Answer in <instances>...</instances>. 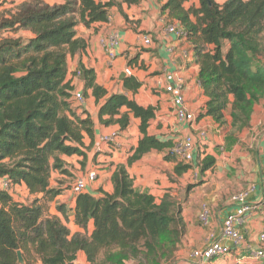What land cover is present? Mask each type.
Here are the masks:
<instances>
[{"label": "trees", "instance_id": "1", "mask_svg": "<svg viewBox=\"0 0 264 264\" xmlns=\"http://www.w3.org/2000/svg\"><path fill=\"white\" fill-rule=\"evenodd\" d=\"M162 1L161 12L181 24L182 38L201 64L198 79L207 100L198 118L210 116L222 127L230 117L235 133L243 132L264 98V0H199L188 9L183 4L190 0ZM6 2L0 0V6ZM18 6L10 19L0 22V30L25 32L0 40V178L11 186L24 183L34 199L18 202L0 188V264H20L18 251L25 264H81V252L87 264L171 263L186 235L183 211L169 193L158 199L136 188L129 168L153 150L176 161L178 176L189 167L171 155L172 139L149 132L156 107L125 94L101 101L108 91L97 83L93 68L81 66L77 73L84 76L85 88L92 89L100 123H118L124 130L134 116L140 119L142 136L127 162L114 170L112 192L76 196L74 221L83 232H71L64 203L58 208L65 222L49 214V204L65 192L60 185L51 186L52 172L71 175L62 155H79L85 163L94 143V121L75 102L67 81L69 58L86 48L77 27L109 22L111 9L121 2L32 0ZM124 85L137 92L141 83L129 76ZM123 107L128 111L122 112ZM86 135L92 140L89 146ZM203 154L198 156L200 171L214 169L216 158Z\"/></svg>", "mask_w": 264, "mask_h": 264}, {"label": "crops", "instance_id": "2", "mask_svg": "<svg viewBox=\"0 0 264 264\" xmlns=\"http://www.w3.org/2000/svg\"><path fill=\"white\" fill-rule=\"evenodd\" d=\"M117 1L121 2V7L114 6L111 9L109 22H96L92 24L91 27H86L81 24L77 27V36L85 40L86 48L78 51L74 56H71L68 64L67 81H70L73 86L74 94L78 92L84 94L85 101L81 105V108L86 109L90 113L95 124L94 143L92 148L88 151V158L86 161L87 168H89V170L97 168L100 173L99 178L91 184L88 190V193L94 196H99L102 190L107 192L113 191V183L111 180L112 174L119 164L127 162L128 157L133 153V151L130 152V150L137 146L142 133L139 128L140 119L134 116H131L130 125L124 130L121 129L118 123L107 126L100 123L99 106L96 103L92 89L85 88L84 76L77 73V70H79L81 66L93 68L96 71V81L98 84L107 89V96L110 97L113 94H125L129 98L134 99L140 105L155 106V117L150 121L149 132L151 134H155L159 138L163 139L164 135H170L172 133V137H174L176 133L183 135L191 134L194 136V134L202 132L207 126L208 128L213 127L215 129H218L219 127L224 130L225 126H227H219L210 116L200 119L198 118V115L203 110L202 108L207 100V98L203 95L198 79L201 64L196 60L193 50L191 49V44L185 39V37L182 38L175 32L168 30V25L176 21L169 19L167 13L161 12L160 8L163 1L141 0L138 4L130 5L122 0ZM217 1L219 3L224 2V0ZM15 4H18L16 0H8V2L4 5L12 6ZM4 5L0 7H3ZM183 5L186 9L191 6H198L199 0H190L185 2ZM113 31H118L121 34L122 42L118 49L119 57L117 59V64L114 68H110L101 48L99 35L103 32ZM21 34H23L22 31ZM21 34L19 33L17 36H20ZM145 34H149L151 36L152 42L150 44L142 42L141 38ZM131 59H134L132 60V63ZM262 61L264 63V56L262 57ZM165 67L176 72L183 78L186 105L190 111L196 115V120L194 122H187L184 120L179 121L174 116L172 98L164 91L163 85L160 83L161 73L164 71ZM126 68H130L133 71L131 76L137 78V80L141 83L137 92L127 89L124 85V79L129 77L125 73ZM107 98H103L101 101H106ZM82 109H80L79 112ZM254 109L256 112L260 111L262 113V118H264V98L255 106ZM121 111H128V108L123 107ZM256 112L252 115L251 125L249 128H252L251 126H255L256 124L258 125L262 121L261 118H257L255 116ZM231 122L232 119L228 117V125L231 129H233ZM247 129L241 133H244ZM218 131L220 130L218 129ZM111 134H116L115 144H103L101 149H99L100 136ZM84 141L87 146L92 143V140L88 135H86ZM131 141H133V143L131 146H128V143ZM227 142L229 144L230 140ZM204 150H206V154L211 153L217 156L216 167L214 169L201 172L198 159L200 153L198 152V149L196 150L195 160L192 162L191 166L196 167L198 170L197 172H200L201 175H208L210 171L217 169L222 159L219 158L220 156L217 154L216 150L211 147L205 148ZM206 154H203V157H205ZM223 154V159L225 158L228 165L233 167L234 164L231 162L230 152ZM163 156V153L161 156L158 151L153 150L140 160L136 161L129 168V172L134 179L135 187L141 191L150 192L158 199L162 198L166 193H169L177 186L170 182L168 177L169 175L172 177V174L175 173V166L177 163L176 161H167L163 158ZM262 158L263 154L261 150L258 171L255 179L258 189L249 196V201L255 202L263 197L261 182ZM62 159L66 162V168L73 174L81 168L80 162L82 157L79 155H62ZM79 174L80 175H77V177L84 175L83 173ZM195 176L196 180H198L199 175L195 174ZM66 178L67 176L59 170L52 172L50 180L51 186L60 185L65 189V192L60 194L50 203L51 206L49 208V213L51 215L61 217L65 222V215L58 208L59 204L64 203L66 216L68 217V221L66 222L71 232H83L84 229L75 224L74 221L76 197L71 191V186L69 189L65 187L66 185L60 184V181L63 182ZM6 179L7 178L4 177L0 178L1 189L2 183ZM201 179L203 180V178ZM19 188L25 189L26 195L30 196V198L34 197L30 194L24 183L12 186V190H18ZM213 194H202V192L198 189L195 194H191V200L192 202L205 200L214 204L216 202V194ZM11 195L15 201L24 202L23 197L20 198L17 195ZM192 195L194 197L193 199ZM199 197L200 199H198ZM231 211H233V206L230 200V204L222 209L220 215L217 216L215 224L217 232L221 229L222 219ZM198 213L199 210L197 211V216ZM189 220L191 221L192 218ZM92 229L93 223L91 222L89 230L92 231ZM263 229L264 204H262L260 209L254 211L250 216L249 230L247 233L248 238L253 240L257 239L258 233ZM206 230L207 229H199L197 236L205 234ZM83 259L86 261L85 254L81 252L78 255V262L82 263ZM212 264L235 263L233 261L227 262L222 259H217L214 260Z\"/></svg>", "mask_w": 264, "mask_h": 264}, {"label": "built area", "instance_id": "3", "mask_svg": "<svg viewBox=\"0 0 264 264\" xmlns=\"http://www.w3.org/2000/svg\"><path fill=\"white\" fill-rule=\"evenodd\" d=\"M168 30L175 32L178 36L185 35L180 23L172 22L168 25ZM142 42L150 44L152 38L149 34L142 36ZM99 42L107 64L114 68L119 57V46L122 42L121 34L118 31L103 32L99 35ZM126 75L131 76L133 71L126 68ZM80 75V72H79ZM160 83L163 89L172 98V107L174 116L179 121L194 122L196 115L190 111L186 105L184 94L183 78L176 72L165 67L161 73ZM77 104L82 105L85 101L83 93L78 92L74 95ZM99 149L103 144L114 145L116 134L102 135L99 138ZM198 142L191 134H186L175 144L170 153L178 161L191 165L195 160ZM261 162V182L263 197L258 201H249V196L256 192L258 186L256 183L250 184L247 190L239 191L231 197L233 211L227 213L221 221V229L216 230L215 212L209 201H202L198 213L200 225L207 229L206 237L202 245L193 247L188 257L177 260L174 264H212L214 260L222 259L227 262L233 261L235 264H264V229L257 235V239L248 238L249 219L251 214L260 209L264 204V141L262 147ZM200 173V172H199ZM198 174V172L196 173ZM98 179L95 169H91L83 176L76 177L71 183V191L75 197L89 190L91 184ZM12 186L8 179L2 183V190L10 193Z\"/></svg>", "mask_w": 264, "mask_h": 264}, {"label": "rangeland", "instance_id": "4", "mask_svg": "<svg viewBox=\"0 0 264 264\" xmlns=\"http://www.w3.org/2000/svg\"><path fill=\"white\" fill-rule=\"evenodd\" d=\"M22 1L25 2L32 0H16L18 4L12 6L4 5L3 7H0V22L10 19L11 16L17 12L19 7L18 5ZM46 1L53 3L60 0ZM19 33L21 34V31L14 32L9 29H2L0 30V39L8 35L17 36ZM21 36H25V32H23ZM255 112L256 111L254 109V113ZM255 116L262 119V124L259 123L258 125L256 124L255 126H251L252 128H248L244 133H235V131L231 129L227 123L225 130L218 127L220 130L218 131V129L213 127L208 128L207 126L202 131L203 133L198 132L194 134L197 142L199 143V153L206 154V150L204 149L211 147L216 150L217 154H219V158H221L222 161L219 163L216 170L210 171L208 175H201L198 173L199 178L196 180L195 174L198 171L197 168L183 163V165L188 166L189 168L181 176H178L175 173L172 174V177L171 175L168 176L170 182L177 185L175 189H172L169 192V194L172 199L180 205L187 225L186 235L180 244L176 258L169 264H174L177 260L188 257L191 249L202 245L204 238L206 237V232L203 235L197 236L199 229H205L200 225L197 216V211L200 209V205L203 200L200 202H192V193L195 194L199 189L202 194H216V202L211 204L217 221V216L220 215L221 210L230 204L231 197L239 191L247 190L250 184L255 183L256 173L259 166V158L261 156L264 141V118H262V113L260 111H257ZM172 134L164 135L163 139H172L174 146L183 138L184 135L176 133L174 137H172ZM219 137L221 138V141ZM228 140H230L229 144L227 142ZM132 143L133 141L128 143V146H131ZM227 152H230L231 154L230 157L232 164H234L233 167L228 165L225 158L223 159V153ZM162 153L164 158L166 153L159 152V155L162 156ZM207 156H214L217 159V156L211 153L206 154L205 157ZM82 161L83 158L81 159V162ZM81 162V168L78 169L75 174L71 173V175H66L67 178L63 181L66 188L70 189L72 181L77 177V175H80L79 173L85 174L89 171V168H87V162ZM95 170L97 171L99 178V170L97 168H95ZM201 178H203V180ZM10 193L14 196L17 195L20 198L23 197V201L25 203H29L32 199H34V197L30 198V196H27L26 190L23 188H19L18 190L11 189ZM200 197L198 199H200ZM193 198L194 197L192 195V199ZM50 206L51 205L49 204L48 208H50ZM190 218H192L191 221L189 220ZM82 261L83 262L81 264H87L85 259Z\"/></svg>", "mask_w": 264, "mask_h": 264}, {"label": "water", "instance_id": "5", "mask_svg": "<svg viewBox=\"0 0 264 264\" xmlns=\"http://www.w3.org/2000/svg\"><path fill=\"white\" fill-rule=\"evenodd\" d=\"M109 99H110V97H108L106 100L108 101ZM18 261L20 264H25V260H24V257L22 255L21 251H18Z\"/></svg>", "mask_w": 264, "mask_h": 264}]
</instances>
